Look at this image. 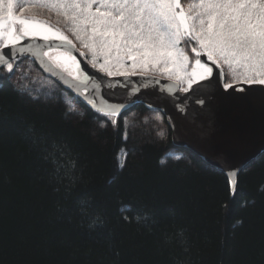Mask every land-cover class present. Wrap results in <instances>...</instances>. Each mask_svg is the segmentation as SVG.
Wrapping results in <instances>:
<instances>
[{
  "label": "trees",
  "instance_id": "1",
  "mask_svg": "<svg viewBox=\"0 0 264 264\" xmlns=\"http://www.w3.org/2000/svg\"><path fill=\"white\" fill-rule=\"evenodd\" d=\"M12 64L0 69V264H264V151L234 185L174 144L160 110L105 112L32 58Z\"/></svg>",
  "mask_w": 264,
  "mask_h": 264
},
{
  "label": "water",
  "instance_id": "2",
  "mask_svg": "<svg viewBox=\"0 0 264 264\" xmlns=\"http://www.w3.org/2000/svg\"><path fill=\"white\" fill-rule=\"evenodd\" d=\"M67 41L70 40L23 37L0 48V69L30 57L48 77L96 109L116 114L141 103L160 110L172 129L174 144L194 151L223 170L234 185L242 169L264 151V84L225 87L222 68L206 55L200 57L201 61L209 64L213 73L194 83L188 92L177 81L152 74L110 76L94 68L83 52ZM55 49L73 55L86 73L85 79L74 78L57 67L46 55ZM9 50L11 59L3 55Z\"/></svg>",
  "mask_w": 264,
  "mask_h": 264
},
{
  "label": "rangeland",
  "instance_id": "3",
  "mask_svg": "<svg viewBox=\"0 0 264 264\" xmlns=\"http://www.w3.org/2000/svg\"><path fill=\"white\" fill-rule=\"evenodd\" d=\"M182 3L187 16L184 26L195 24L196 27H200V19L207 21L206 4L202 6L200 0H187ZM189 5H191L190 12L188 11ZM95 6L92 8L91 5L82 1L79 3L76 0H12L11 5L9 0H4L0 4V25H2L0 26V48L16 43L26 36L61 38L65 37V34L74 33L79 42L88 45L86 49L92 57V62H90L107 74L111 73L110 75L113 76L152 74L177 81L182 89L188 87L189 75L195 68V54L190 48L186 50L189 57L186 62L179 56V51L184 47L183 44L171 47L156 42L153 45V42L147 39V31L141 33L144 39L137 37L122 40L119 35H109L104 38L95 36L91 29L93 17L97 15V8L100 11H115L113 0H106L102 5ZM10 11L12 12L11 17L9 16ZM20 20H24L25 23L22 25ZM142 23L143 19L131 20L129 28L123 29L125 36L130 31H138ZM152 35L154 36V33ZM102 40L105 43H102ZM46 54L56 66L72 77L80 80L85 78L86 74L80 69L78 61L73 59L72 55L62 50H49ZM203 54L202 52L201 55ZM226 55L228 60L225 61L223 57H220L217 64L228 68L229 79L234 84L260 83L264 80V74H261L264 69L256 72L245 67V61L239 54L233 56L229 52ZM198 58L201 60L200 57ZM200 80L202 79H196L193 84ZM249 80L251 82H248Z\"/></svg>",
  "mask_w": 264,
  "mask_h": 264
},
{
  "label": "snow or ice",
  "instance_id": "4",
  "mask_svg": "<svg viewBox=\"0 0 264 264\" xmlns=\"http://www.w3.org/2000/svg\"><path fill=\"white\" fill-rule=\"evenodd\" d=\"M3 2L4 0H0V4ZM11 2L12 0H9L10 5ZM200 2L202 6L207 5L205 8L207 21L200 19V27H196L195 24L184 26L187 16L182 0H113L115 11H100L97 8L91 31L101 38L119 35L122 40L137 37L144 39L141 33L147 31V39L152 41L153 45L156 42L171 47L183 44L179 56L186 62L189 60L186 50L190 48L195 54V68L189 75L188 87L183 89L185 92L192 88L196 79H204L213 73L212 67L202 63L198 58L202 52L214 65L220 57L227 61L226 53L230 52L233 56L239 54L245 61V67L261 72V69H264V0H200ZM188 11H191V5ZM9 16H12L11 11ZM141 19L143 23L140 24L139 30L130 31L125 36L123 29L129 28L131 20ZM19 22L22 25L25 23L24 20ZM61 39L67 40L66 37ZM67 42L71 44V41ZM102 43L105 41L102 40ZM84 47L87 48L88 45L84 44ZM3 55L12 58L10 50ZM93 67L95 68V64ZM7 70L9 73L13 72L12 63L7 64ZM216 75L218 77L219 73ZM260 83H264V80Z\"/></svg>",
  "mask_w": 264,
  "mask_h": 264
}]
</instances>
